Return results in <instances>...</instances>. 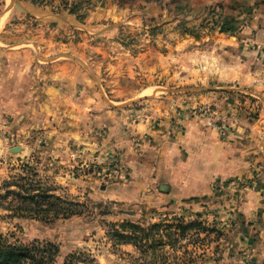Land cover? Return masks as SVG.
Here are the masks:
<instances>
[{
	"label": "rangeland",
	"instance_id": "rangeland-1",
	"mask_svg": "<svg viewBox=\"0 0 264 264\" xmlns=\"http://www.w3.org/2000/svg\"><path fill=\"white\" fill-rule=\"evenodd\" d=\"M99 1L0 0V233L54 244V264L80 254L133 264L138 251L116 244L106 223L197 222L209 231L180 240L178 255L264 264V26L252 27L264 0H196L187 14H170L176 0H141L140 15L116 21ZM130 1L139 0L117 7ZM65 93L93 97L81 140ZM184 120L234 144L243 168L195 198L155 191L162 146L183 135ZM27 175L83 214L45 222L17 210L5 193Z\"/></svg>",
	"mask_w": 264,
	"mask_h": 264
},
{
	"label": "trees",
	"instance_id": "trees-1",
	"mask_svg": "<svg viewBox=\"0 0 264 264\" xmlns=\"http://www.w3.org/2000/svg\"><path fill=\"white\" fill-rule=\"evenodd\" d=\"M34 176V175H33ZM25 184L17 186L19 191L9 190L5 195L14 196L20 203L17 208L20 212L37 217L42 221H55L59 218L81 216L83 205L68 202L58 196L50 194L30 180V175L25 176ZM29 178V179H28ZM34 178V177H33ZM29 180V181H28ZM36 185V186H34ZM8 187V186H7ZM108 234L116 244L133 246L139 253V258L133 264H205L202 257L189 254L183 248L182 254H177L176 247L180 240L191 235L197 236L199 231L207 233L209 230L201 223L190 222L177 224H155L148 228L134 223L122 222L121 224H105ZM169 248L172 254L165 251ZM181 253V252H180ZM58 254L57 247L50 242L33 240L29 243L11 242L0 233V264H54ZM81 261V262H80ZM97 264L92 258L82 254L71 255L63 264Z\"/></svg>",
	"mask_w": 264,
	"mask_h": 264
},
{
	"label": "crops",
	"instance_id": "crops-1",
	"mask_svg": "<svg viewBox=\"0 0 264 264\" xmlns=\"http://www.w3.org/2000/svg\"><path fill=\"white\" fill-rule=\"evenodd\" d=\"M117 1L118 0H101L98 2L99 4L96 11L106 12L107 14H104V18L106 17L113 21L120 18L118 12L121 11L131 13L139 12V14L136 15L141 14L143 1H130L127 4L122 3L120 8L117 7ZM192 1L197 3L196 0H176L177 3H174L177 7H175L170 14H187V11H180L186 9L188 3ZM201 2L205 4L207 0H201ZM114 12H116V14H113ZM7 14H11V11H8ZM132 15L135 16V14ZM262 15H264L263 12L257 14V17L253 18V28H255L256 24L264 26V21L261 22V20H259V22H257V19H260ZM135 18L138 19V17ZM3 23L4 22H1L0 19V28ZM259 33L262 35V47L264 48V30ZM183 40V43L186 45L192 43L194 38L186 35ZM14 60L13 64L15 63ZM11 63L12 60H9L6 66L10 68ZM10 75L9 77H13V74ZM251 80L254 81L257 79L251 78ZM259 82H264V80ZM65 94L60 96L62 98L61 104L65 107H71V110L74 111L72 120H74L73 124L78 127L77 139L81 140L80 132L82 125L88 119L87 117L89 114L87 111L93 107L90 102L93 97L87 93V95L83 96L81 101L72 102L70 100L73 99V97L69 96L68 93ZM79 102H81L82 105H79L81 104ZM165 114L166 112H164L162 116H165ZM63 116L65 115L63 114ZM182 127L184 131L179 139L166 142L162 146L165 158L163 159L164 166L162 167V172L158 170V176L162 175V181L155 190L157 193L160 194V192L168 190L172 193V197L174 198L178 196L182 198H195L201 195H208L211 192L210 185L213 181L226 180L242 173L241 171L243 168L240 165V160L237 158L238 150L234 144L222 142L213 132L207 131L203 123L184 120Z\"/></svg>",
	"mask_w": 264,
	"mask_h": 264
},
{
	"label": "water",
	"instance_id": "water-1",
	"mask_svg": "<svg viewBox=\"0 0 264 264\" xmlns=\"http://www.w3.org/2000/svg\"><path fill=\"white\" fill-rule=\"evenodd\" d=\"M202 90L204 91V90H207V89H202ZM19 150H20L19 148H12V149H10V152L11 153H17V152H19Z\"/></svg>",
	"mask_w": 264,
	"mask_h": 264
}]
</instances>
